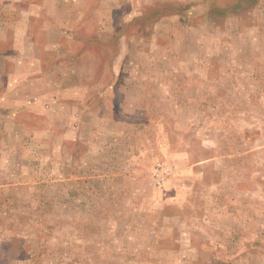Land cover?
<instances>
[{
  "label": "rangeland",
  "instance_id": "rangeland-1",
  "mask_svg": "<svg viewBox=\"0 0 264 264\" xmlns=\"http://www.w3.org/2000/svg\"><path fill=\"white\" fill-rule=\"evenodd\" d=\"M0 264H264V0H0Z\"/></svg>",
  "mask_w": 264,
  "mask_h": 264
},
{
  "label": "crops",
  "instance_id": "crops-1",
  "mask_svg": "<svg viewBox=\"0 0 264 264\" xmlns=\"http://www.w3.org/2000/svg\"><path fill=\"white\" fill-rule=\"evenodd\" d=\"M52 26L50 25L49 26V28L46 30L47 32H48V30L49 29H51L52 30V28H51ZM44 29H46L47 27L45 26V27H43ZM58 34V33H57ZM37 36V35H36ZM46 36H48V37H51V33L50 34H44V37H46ZM38 37H40L41 38V34L40 35H38ZM33 38V36L30 34V33H26L25 35H24V38L23 39H25V42H26V40L27 39H30V40H33L32 39ZM62 39V36L60 37L59 35H57V37H56V39H52V40H50V41H46L48 44L47 45H44V44H42V42H38V39H36V37H35V41H34V43H35V45L37 46V48L39 49V50H42L43 49V46L45 47V46H51L52 44H53V46L54 45H56L57 44V42H59L60 40ZM32 42V41H31ZM25 44V43H24ZM31 46H32V44H31ZM20 47V46H19ZM23 51L25 52V51H27V46H23L22 48L20 47L19 49L17 48V49H15L14 50V52L10 55V56H15V55H18V53L20 52V53H23Z\"/></svg>",
  "mask_w": 264,
  "mask_h": 264
}]
</instances>
